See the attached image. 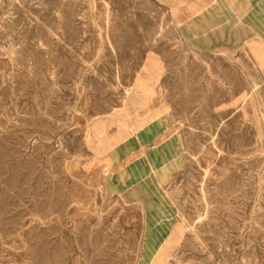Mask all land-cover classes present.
<instances>
[{"label": "rangeland", "instance_id": "1", "mask_svg": "<svg viewBox=\"0 0 264 264\" xmlns=\"http://www.w3.org/2000/svg\"><path fill=\"white\" fill-rule=\"evenodd\" d=\"M258 40L264 0H0V264H264Z\"/></svg>", "mask_w": 264, "mask_h": 264}, {"label": "crops", "instance_id": "2", "mask_svg": "<svg viewBox=\"0 0 264 264\" xmlns=\"http://www.w3.org/2000/svg\"><path fill=\"white\" fill-rule=\"evenodd\" d=\"M260 36H262V35H260ZM257 44H259L261 46V48L264 50L263 43L260 40L257 41Z\"/></svg>", "mask_w": 264, "mask_h": 264}]
</instances>
